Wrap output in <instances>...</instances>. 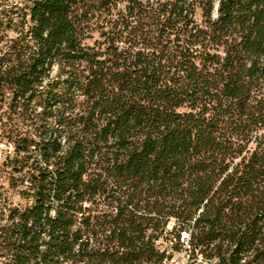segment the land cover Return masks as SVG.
Wrapping results in <instances>:
<instances>
[{
  "label": "trees",
  "instance_id": "16d2710c",
  "mask_svg": "<svg viewBox=\"0 0 264 264\" xmlns=\"http://www.w3.org/2000/svg\"><path fill=\"white\" fill-rule=\"evenodd\" d=\"M0 42V264H264V0H0Z\"/></svg>",
  "mask_w": 264,
  "mask_h": 264
},
{
  "label": "built area",
  "instance_id": "2783aa9c",
  "mask_svg": "<svg viewBox=\"0 0 264 264\" xmlns=\"http://www.w3.org/2000/svg\"><path fill=\"white\" fill-rule=\"evenodd\" d=\"M7 153H10L13 149L11 144L5 146ZM2 154L0 153V159ZM188 233L183 232L182 245L178 252H172L171 249L166 251L167 255H171L169 258L164 259L162 264H212L211 260L205 259L196 249H193L187 240Z\"/></svg>",
  "mask_w": 264,
  "mask_h": 264
},
{
  "label": "rangeland",
  "instance_id": "374dc122",
  "mask_svg": "<svg viewBox=\"0 0 264 264\" xmlns=\"http://www.w3.org/2000/svg\"><path fill=\"white\" fill-rule=\"evenodd\" d=\"M17 1L20 3H26L27 0H12ZM0 45H2V42H0ZM8 143H5L4 141H0V153L2 154V158L5 156V153H7V150H5V146ZM2 160L0 159V191L2 193V196L6 198V203H12V204H23V201L20 199L16 191L10 189L8 187V180H9V169L6 167V165H3ZM3 202V201H2ZM183 238V233H181V239ZM164 246L166 244L164 243ZM175 253V252H174Z\"/></svg>",
  "mask_w": 264,
  "mask_h": 264
}]
</instances>
